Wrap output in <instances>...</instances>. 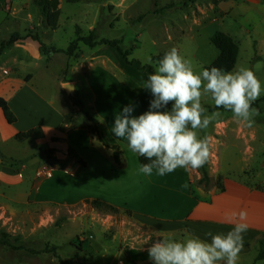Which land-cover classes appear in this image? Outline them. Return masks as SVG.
<instances>
[{"label":"rangeland","instance_id":"374dc122","mask_svg":"<svg viewBox=\"0 0 264 264\" xmlns=\"http://www.w3.org/2000/svg\"><path fill=\"white\" fill-rule=\"evenodd\" d=\"M235 1L59 0L58 25L53 29L47 24L46 11L40 0H6L5 10L0 11V44L15 32L29 36H25L23 42H13L11 47L6 45L0 52V63L7 49L14 47V51L11 49L7 54L11 55L10 61L18 60L24 64L9 62L8 66L13 64L20 72H33L36 76L34 85L55 96L59 106L65 105L72 114L76 104L74 92L79 98L81 94L74 87L72 93L67 91L64 80L71 77L69 71L74 59L85 54L87 61L93 58L94 63L89 73L80 77L88 86L86 96L93 98L95 92L98 98L96 111L94 106L89 107L94 116L100 114L97 104L102 99L112 109L121 112L123 107L130 105L121 99L133 98L130 93L141 99L142 107L135 106L132 113L138 115L148 110L149 101L153 98L148 90L142 88L145 74L154 72L157 67L153 55L175 47L199 72L219 53L210 37L216 30H222L229 32L239 43L236 63L228 71L249 68L264 86V19L255 17L257 29L246 22V17L234 20L229 12ZM240 26L248 31H243L244 35L239 37L232 27L240 31ZM91 29L98 38L117 39L122 49H131L128 60L109 44L91 47L81 41L73 55L62 50L74 38L87 35ZM34 34L48 45L53 44L51 53L40 50L39 42L32 37ZM105 57L112 67L103 65L101 60ZM202 103L209 113L224 111L207 108L214 107L208 98H204ZM253 107L259 114L251 127L234 120L231 112H224L218 121L200 133L210 142L209 181H199L202 177L200 169L190 170V195L201 198L212 187L220 188L221 172L229 177L245 179L248 184L264 190V94ZM97 142L101 146L102 143ZM0 150L20 157V163L24 165L20 169L22 173L14 172L22 179L21 182L5 180L17 164H10L13 168L6 169L0 179V264H152L147 254L151 240L164 236L176 239L189 236L183 227L180 228V222L166 218L178 216L175 210L181 199L173 196L171 187L161 182L143 178V197L160 204L152 215L138 212L134 216L124 207L116 206L117 210H112L96 206L88 198L75 203L74 200L62 202L46 196V182L50 179L36 174V170L44 166L54 168V174L57 172L60 164L52 157L38 151L32 158L26 155L27 147L17 144L14 139L0 143ZM110 153L105 155L113 161L112 149ZM60 168L74 176L69 167ZM24 174L30 175V183H26ZM48 188L65 191L64 185L50 184ZM166 228L172 230L162 231ZM237 264H264V233L243 243Z\"/></svg>","mask_w":264,"mask_h":264},{"label":"crops","instance_id":"0c3cea01","mask_svg":"<svg viewBox=\"0 0 264 264\" xmlns=\"http://www.w3.org/2000/svg\"><path fill=\"white\" fill-rule=\"evenodd\" d=\"M231 6L229 15L234 20L246 17V22L254 26V29L258 28V24H255V17L258 16L264 19V0H236ZM230 26H233V24L231 23ZM232 28L235 33H239V37L244 35L243 31H248L246 27H241L242 30L240 31H237L236 27ZM24 40H26L24 37L19 38L15 43ZM234 40L238 43L237 39L234 38ZM8 46H13V43ZM11 49L14 51V47L7 49V54ZM7 54L0 63V98L6 100L15 119L13 122H9L0 105V143L14 139L17 144L27 147L26 155L29 154L32 158H35L38 151H43L60 164L57 172L51 176L52 178L49 177L50 180H47L46 184L48 186L50 184L64 185L63 190L65 191L52 190L53 188L50 189L47 186L46 196L62 200V202L74 200V203L85 198L99 199L112 203L117 207L129 209L134 216L138 212L146 215L154 214L160 204H154V200L149 202L143 197L144 175L138 174L141 165L139 158L128 149L125 139L116 138L112 132L114 118L119 114L118 111L112 109L111 105L102 99L101 103L97 104L100 114L97 113L95 117L98 120V134L101 138L107 145L117 144L122 151L121 164L109 159L108 155L111 154V147L101 142L97 135L90 134L88 130L90 120L76 104H74L72 114L65 105L59 106L55 96L49 95L43 87L34 85L36 76L33 72H20V70H16L18 67L13 64H10L9 67V62L21 61H10L11 55L8 56ZM90 55L92 56L94 53ZM85 56L84 54L80 59H74V64L70 66L69 71L71 77L64 80V82L70 81L73 83V87L81 94L80 98L84 108L94 116L89 107L94 106L96 111L98 98L95 92L92 95L93 98L86 96L88 86L85 83L86 80L80 77V75L89 73L94 60L90 58L87 61ZM101 61L104 66L109 65L112 67L109 64L108 57L102 58ZM35 63L40 66L38 61H35ZM21 64L24 63L21 62ZM45 71L48 72L47 69ZM27 76L29 78H26ZM122 85L128 88L125 84ZM117 89L123 91L120 87ZM130 94L133 98L129 97L121 100L126 104L142 107L141 99L137 98L134 93ZM17 133L27 134L17 137ZM97 140L102 143L101 146H99ZM0 153L18 160L15 163L17 164L16 169H11L5 180L11 183L21 182L22 179L14 173L15 171L19 173L18 171H21V167L24 166L20 163L21 158L10 156L1 150ZM5 163H9V165L6 166ZM10 164L12 163L0 159V179L6 169L13 168ZM64 166L74 171L72 172L74 176L64 173V169L60 168ZM218 174L217 172L216 175ZM220 174H223V188L212 187L205 195H201V198L190 195V170L186 171L183 168H178L164 176H158L154 173L145 177L152 179V182H161L163 185L171 187L173 196L181 199V203L175 210L178 216H167L166 218L180 222L182 225L180 228L183 227L182 230L189 236L210 239L205 236V233L209 231L213 234H226L231 230L234 223L240 222L238 215L234 216L233 214H238L241 210H244L247 213L244 222L247 223L248 228L243 234V240L245 243L251 241L264 233V190L263 188L258 189L250 183L248 184L245 179L229 177L224 172ZM24 176L26 177L24 178L26 183H30V175L26 176L24 174ZM211 177L213 180V175ZM184 184L188 185L187 189L182 188ZM207 195L209 198H203ZM164 208L168 209L167 207ZM166 229L162 231L172 230Z\"/></svg>","mask_w":264,"mask_h":264},{"label":"clouds","instance_id":"9594fccd","mask_svg":"<svg viewBox=\"0 0 264 264\" xmlns=\"http://www.w3.org/2000/svg\"><path fill=\"white\" fill-rule=\"evenodd\" d=\"M142 88L153 97L148 110L133 115L135 105L123 107L114 118L112 132L116 138L126 140L132 153L148 161L138 169V174L144 176H164L178 168H202L211 152L207 136L202 138L200 133L224 112H231L234 120L251 127L259 114L253 104L264 94V86L251 69L225 71L213 66L197 72L175 47L157 62ZM204 98L224 111L209 113L203 106ZM233 215H238L240 222L226 234L205 233L210 239L164 236L151 240L149 259L152 264H237L248 228L244 222L247 213L241 210Z\"/></svg>","mask_w":264,"mask_h":264},{"label":"trees","instance_id":"16d2710c","mask_svg":"<svg viewBox=\"0 0 264 264\" xmlns=\"http://www.w3.org/2000/svg\"><path fill=\"white\" fill-rule=\"evenodd\" d=\"M40 3L44 6V9L46 11V19H47V24L55 28L58 25V20H59V15H60V7H59V0H40ZM6 8V0H0V11L5 10ZM29 36V35H25ZM25 36H21L19 33L15 32L13 33L8 39H4L1 41L0 44V52L3 50V48L8 45L12 44L19 38H22ZM32 37L39 42V48L43 53L49 54L53 50V44L48 45L46 42H44L41 37L38 34L32 35ZM83 42L84 44L88 46H95L98 44H109L112 45L117 49V51L124 57L126 60H128L127 56L132 53L131 49H122L119 46V41L117 39H110V38H98L96 32L91 29L87 35L80 36L78 38H74L70 44L68 45L67 48L62 49L66 50V52L69 55H73L74 51L79 47V42ZM210 41L218 48L219 53L217 56L210 62L208 63L205 68H211L213 66L221 68L225 71H228L233 68V66L236 63L237 57H238V52H239V46L238 43L234 40V38L227 32L222 31V30H216L213 32V34L210 37ZM61 50V49H60ZM169 50H163L155 55H153V60L156 61V63L168 52ZM134 59H131L132 61ZM140 67H143L144 65H139ZM153 73L152 71H149V73L145 74L144 80L147 79L148 75ZM26 78H29L28 76ZM74 101L76 105L79 107V109L86 115L88 120H90V125L88 126V130L91 135L95 136L97 135L99 140L106 144L101 136L98 134V120L95 116L89 113L88 110L84 108V104L82 100L79 98L78 93L75 91L74 92ZM0 105L2 106L5 116L9 122H13L15 119L14 114L8 107L6 100L3 98H0ZM207 108L214 109L215 107L213 106H208ZM27 133H17V137H21L23 135H26ZM107 145V144H106ZM109 146V145H107ZM112 148V157L115 163L121 164L122 159H121V150L117 148L116 145H111ZM1 158L6 161L10 162L12 164H15L18 162V160L7 157L0 153ZM139 161L141 164L146 163V161L143 157H138ZM200 171L202 173V177L199 179L200 182H208L209 181V175L207 172V163L200 168ZM220 188H223L221 185ZM89 200V199H87ZM90 203L96 206H103L108 209L112 210H117L116 206L113 205L112 203L106 202L104 200H99V199H91Z\"/></svg>","mask_w":264,"mask_h":264},{"label":"built area","instance_id":"2783aa9c","mask_svg":"<svg viewBox=\"0 0 264 264\" xmlns=\"http://www.w3.org/2000/svg\"><path fill=\"white\" fill-rule=\"evenodd\" d=\"M38 176L51 177L54 174V168L49 166H44L36 170Z\"/></svg>","mask_w":264,"mask_h":264},{"label":"water","instance_id":"95a60500","mask_svg":"<svg viewBox=\"0 0 264 264\" xmlns=\"http://www.w3.org/2000/svg\"><path fill=\"white\" fill-rule=\"evenodd\" d=\"M64 86H65L67 91H69L71 93L73 92V83L72 82H65Z\"/></svg>","mask_w":264,"mask_h":264}]
</instances>
